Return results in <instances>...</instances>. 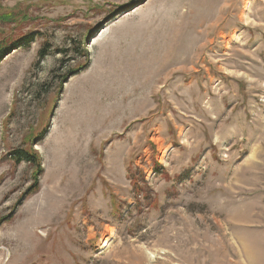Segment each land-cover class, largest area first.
I'll list each match as a JSON object with an SVG mask.
<instances>
[{
	"label": "rangeland",
	"instance_id": "rangeland-1",
	"mask_svg": "<svg viewBox=\"0 0 264 264\" xmlns=\"http://www.w3.org/2000/svg\"><path fill=\"white\" fill-rule=\"evenodd\" d=\"M3 15L0 264H264V0Z\"/></svg>",
	"mask_w": 264,
	"mask_h": 264
},
{
	"label": "trees",
	"instance_id": "trees-1",
	"mask_svg": "<svg viewBox=\"0 0 264 264\" xmlns=\"http://www.w3.org/2000/svg\"><path fill=\"white\" fill-rule=\"evenodd\" d=\"M8 15H3V16H0V20H3L5 18H7ZM30 39H26L25 41H22L21 44H24V43H28ZM48 54V47L44 46V47H41L38 51V58L39 59H42L44 58L46 55ZM2 57V55H0V58ZM17 154L15 155V160L16 161H20V160H25L29 163H32V162H35V159L33 156H31L30 154H26V153H23L21 150L17 151L16 152Z\"/></svg>",
	"mask_w": 264,
	"mask_h": 264
}]
</instances>
